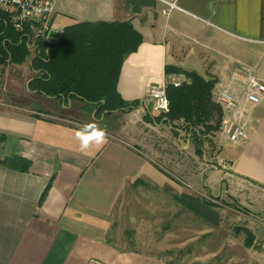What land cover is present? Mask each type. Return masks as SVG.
<instances>
[{"label": "crops", "instance_id": "0c3cea01", "mask_svg": "<svg viewBox=\"0 0 264 264\" xmlns=\"http://www.w3.org/2000/svg\"><path fill=\"white\" fill-rule=\"evenodd\" d=\"M85 22L129 23L140 35L116 79V92L128 107L103 111L100 118V106L83 103L90 121L79 123L0 107V135L7 137L1 147L13 140L14 153L31 163L28 172L0 165V264H184L191 256L188 249L155 256L120 248L113 216L134 182L162 189L169 182L167 174L193 180L201 173L210 183L220 180L223 193L243 209L239 214L254 239H239L238 246L261 258L264 97L257 105L244 103V140L229 142L222 128L211 138L218 152L204 170L190 134L171 129L149 100V90L167 84L172 75H183H166V68L214 80V101L221 91L240 95L239 85L232 82L237 70L253 73L264 84V0H58L50 18L52 29ZM61 99L62 111H69L72 98ZM167 130L176 136L174 143L168 142L172 151L164 139ZM82 138L89 139L86 150H81ZM208 143L202 163L212 145ZM178 189L172 194L180 195ZM113 228L115 239H107Z\"/></svg>", "mask_w": 264, "mask_h": 264}, {"label": "trees", "instance_id": "16d2710c", "mask_svg": "<svg viewBox=\"0 0 264 264\" xmlns=\"http://www.w3.org/2000/svg\"><path fill=\"white\" fill-rule=\"evenodd\" d=\"M41 28L40 22H28L17 31L11 15L0 10V65L29 64L35 74L27 89L56 97L61 103L62 97L70 95L71 100L80 97L82 103L97 104L101 113L128 107L116 92V79L123 60L141 42L129 23L85 22L64 28L55 40L48 39V32L38 33ZM165 73H181L189 82L181 87L167 85L169 111L161 117L172 130L189 133L195 154L202 157L205 145L212 143L211 138L221 129L223 110L212 99L215 81L176 68H166ZM5 141L7 137L0 135V143ZM30 164L16 153L0 158L1 166L17 172H28ZM181 196L172 199L189 204L185 198L182 202ZM245 233L246 239H254L250 231Z\"/></svg>", "mask_w": 264, "mask_h": 264}, {"label": "rangeland", "instance_id": "374dc122", "mask_svg": "<svg viewBox=\"0 0 264 264\" xmlns=\"http://www.w3.org/2000/svg\"><path fill=\"white\" fill-rule=\"evenodd\" d=\"M50 18L38 21L42 26L38 33L48 32L49 36L57 30L51 28ZM32 76L29 64L5 67L0 65V107L32 110L45 117V114H49L55 116V119L68 118L77 123L90 121L89 108L80 100L70 101V110L62 111L59 99L51 100L41 94L30 93L27 90V80ZM102 117L101 113L100 118ZM109 119L110 116L105 118L100 124L101 127L107 126ZM115 121L116 119L112 123ZM164 139L167 150L172 151L173 147L168 148V142L174 143L176 136L167 130ZM6 144V147H1L0 143V158L8 157L15 151L13 140ZM217 152L215 145H209L204 162L202 163L201 157L198 156L197 162L205 170L208 167L205 162L216 158ZM215 176L213 174L212 179ZM167 178L169 182L167 181L162 189L141 180L134 182L119 203L113 216V225L120 230V248H132L155 256H160L168 250L176 254L177 251L182 253L188 249L191 256H186L188 261L184 264H264V251L261 258H254L253 254L246 255L247 251L239 248V239H246L247 235L245 223L239 214L243 209L237 207L235 201L223 193L220 180L210 183V179L205 181L202 173L193 180L170 179L168 174ZM204 181L207 186L202 188ZM177 189L181 191L182 202L185 198L189 204L172 199V192L178 193ZM194 199L198 203L195 204ZM117 229H111L107 239H115ZM259 239H264V232L260 233ZM245 256L251 259L250 262L245 263ZM195 257L207 259L193 260Z\"/></svg>", "mask_w": 264, "mask_h": 264}, {"label": "built area", "instance_id": "2783aa9c", "mask_svg": "<svg viewBox=\"0 0 264 264\" xmlns=\"http://www.w3.org/2000/svg\"><path fill=\"white\" fill-rule=\"evenodd\" d=\"M58 0H0V10L8 12L17 31H21L26 23L38 22L50 18ZM171 6V5H170ZM172 7V6H171ZM168 10L163 11L167 14ZM62 35V30L57 29L49 34L48 39ZM181 80L177 78L181 77ZM168 77V85L179 87L187 80L183 75ZM232 82L239 85L240 95L235 97L228 91H221L215 98L216 103L222 107L224 118L221 123L222 131L227 135L228 141L235 143L246 138V125L241 119V110L244 103L257 105L264 97V84L253 73L237 70L232 74ZM161 83L149 90V98L155 109L166 114L169 111V100L166 94V85ZM240 116V117H239Z\"/></svg>", "mask_w": 264, "mask_h": 264}, {"label": "clouds", "instance_id": "9594fccd", "mask_svg": "<svg viewBox=\"0 0 264 264\" xmlns=\"http://www.w3.org/2000/svg\"><path fill=\"white\" fill-rule=\"evenodd\" d=\"M98 137L102 140L103 139V133H99ZM89 146V139L82 138L81 140V150H86Z\"/></svg>", "mask_w": 264, "mask_h": 264}]
</instances>
